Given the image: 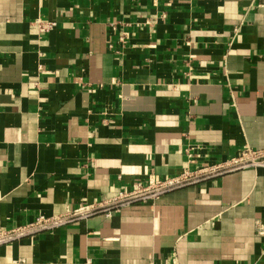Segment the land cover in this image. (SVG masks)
<instances>
[{"label": "crops", "instance_id": "obj_1", "mask_svg": "<svg viewBox=\"0 0 264 264\" xmlns=\"http://www.w3.org/2000/svg\"><path fill=\"white\" fill-rule=\"evenodd\" d=\"M246 147L264 149L253 0H0V232ZM258 221L262 167L2 246L0 264H264Z\"/></svg>", "mask_w": 264, "mask_h": 264}, {"label": "built area", "instance_id": "obj_2", "mask_svg": "<svg viewBox=\"0 0 264 264\" xmlns=\"http://www.w3.org/2000/svg\"><path fill=\"white\" fill-rule=\"evenodd\" d=\"M166 1L171 2L172 0ZM253 3L256 8L264 7V0H253ZM38 25L39 31L42 34L48 33L56 27L55 23L39 22ZM110 29L114 32L116 25L111 24ZM259 167L264 168V149L253 150L246 147L237 157L215 165L197 167L193 171L186 170L182 175L169 177L164 180L149 183L139 182L131 191H121L112 200L99 205L68 209L64 214L52 217L40 215L32 223L0 232V247L10 245L39 233L55 232L71 223L86 219L94 214L104 213L106 216H111L133 203L156 201L170 192L189 185L220 177L227 173ZM255 231L258 237L264 238V223L258 221Z\"/></svg>", "mask_w": 264, "mask_h": 264}]
</instances>
